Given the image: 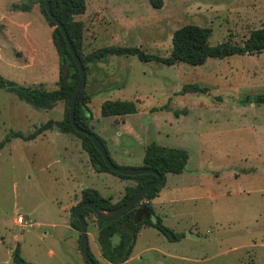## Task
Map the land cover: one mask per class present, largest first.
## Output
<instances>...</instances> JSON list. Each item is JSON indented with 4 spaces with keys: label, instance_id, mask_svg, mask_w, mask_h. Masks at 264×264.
<instances>
[{
    "label": "rangeland",
    "instance_id": "1",
    "mask_svg": "<svg viewBox=\"0 0 264 264\" xmlns=\"http://www.w3.org/2000/svg\"><path fill=\"white\" fill-rule=\"evenodd\" d=\"M85 4V13L74 18L81 24L84 55L107 46H126L167 57L173 33L186 25L209 29L211 46L241 44L251 31L264 27V0H163L161 9H153L147 0H85ZM22 20L27 33L24 28L15 33L17 21L0 24L8 33L0 44L4 57L0 76L18 85L55 90L59 58L52 42L54 27L39 3L31 4ZM107 59L86 66L84 91L92 132L101 140L117 138L120 150H131L125 168H140L150 143L189 154L188 173L166 175L168 188L160 199L175 201L163 224L175 233L198 232L200 237L166 245L176 256L190 250L205 258L196 263L171 259L164 264H264V104L254 103L264 95V51L208 59L201 66H165L135 56ZM187 85L206 92L180 95ZM108 100L134 101L137 112L104 118L100 106ZM165 105L167 110H158ZM173 111L181 114L176 117ZM65 113L64 102L49 111L39 110L0 89V142L10 131L29 134L49 120H63ZM80 145L73 134L49 133L29 142L12 139L0 148V264H14L11 253L17 245L21 257L32 264L84 263L73 250L75 238L57 212L61 206L56 201L63 206L74 192L92 188L105 198L115 196L116 203L127 182L69 170L75 153L82 151ZM82 157L88 164L84 152ZM18 216L24 225L14 224ZM88 218L93 235L96 225L92 216ZM150 231L157 233L144 228L137 251L152 242ZM88 247L95 255L92 241ZM154 259L149 254L131 264H151Z\"/></svg>",
    "mask_w": 264,
    "mask_h": 264
},
{
    "label": "trees",
    "instance_id": "2",
    "mask_svg": "<svg viewBox=\"0 0 264 264\" xmlns=\"http://www.w3.org/2000/svg\"><path fill=\"white\" fill-rule=\"evenodd\" d=\"M147 2L153 9H161L163 7V0H147ZM33 3L40 4L42 13L49 24L54 27L52 42L59 58L58 88L47 91L41 85L22 86L12 81L5 80L0 76V89H5L14 94L20 101L39 110L49 111L52 110L58 102H64L66 105L65 118L60 121L49 120L27 135L11 131L8 136L0 142V148L6 143H9L12 139L18 138L25 142L31 141L36 139L43 132L55 128L60 133L73 134L80 139L81 148L88 155L90 165L96 173H108L120 179L133 182V186L127 187L122 198L116 203H113L111 198L101 196L99 192L94 189H84L81 193L79 203L71 209L72 227L80 233L79 223L73 214L75 208L80 203H91L103 211L116 209L130 201L140 189L155 181L156 177L151 174L123 176L111 172L92 142L85 135L76 132L71 127L68 118V108L72 92L79 80L78 69L67 49L60 30L55 27V24L46 14L44 0H23L20 4H13L11 8L12 10L29 11ZM49 4L53 15L65 27L85 71L87 64L100 63L109 56H135L141 62H155L165 66H174L179 63L189 66H201L208 59L223 60L232 56L253 55L264 51V27L251 31L241 44L223 42L211 46L209 45V29L196 25H186L173 33L171 39L172 49L167 57L147 54L138 48L126 46H107L84 55L80 47L81 24L80 22H76L74 18L85 13V0H49ZM188 92L204 93L206 90L196 85H187L182 88L179 94L184 95ZM88 103V98L83 89L76 99L74 115L75 124L79 128L94 134L105 147L104 141L92 132L89 125L92 119L91 112L87 106ZM254 103L257 105L264 104V95L257 96ZM168 108V105H165L158 110H167ZM136 112L137 108L134 101L108 100L103 102L100 106V114L104 118H118L132 115ZM173 113L176 117L181 114L178 111H173ZM107 154L111 159L108 151ZM188 158L189 154L184 149L164 147L156 143H150L145 148L142 161L143 165L141 167L157 171L162 177L160 185L152 188L136 206L121 213L114 221L108 223L97 219L93 212L87 208L81 210L80 214L86 224V218L88 216L94 218L97 228L96 239L103 260L110 264H127L126 262L131 256L137 235L143 227H152L156 229L171 243L179 242L185 237V234L175 233L172 229L166 227L162 223L161 217L155 214L150 202L158 196L160 190L164 187L167 174L178 175L185 171ZM111 161L115 166L125 168L124 166L117 165L112 159ZM114 238H117V242H114ZM89 255L95 264H98V261L94 258L90 250ZM11 258L14 264H32L21 257L19 245L13 249ZM84 262L88 264L85 260Z\"/></svg>",
    "mask_w": 264,
    "mask_h": 264
},
{
    "label": "crops",
    "instance_id": "3",
    "mask_svg": "<svg viewBox=\"0 0 264 264\" xmlns=\"http://www.w3.org/2000/svg\"><path fill=\"white\" fill-rule=\"evenodd\" d=\"M22 2H23V0H3V1H0V24L8 23V25H12V23L14 21H17V24L13 25V27H15V33L16 34H18V33L21 34L22 31H23V28L25 30V33H27V31L25 29V27L27 26L26 25V21H23L22 19L25 17V15H26V13L28 11L12 10V8H11V6L13 4H20ZM7 34L8 33L5 32L3 29H0V44L5 41V37L7 36ZM12 37H14V36L12 35ZM3 58H4L3 54H2V52H0V59L2 60ZM107 58L108 57H106L102 62H105L106 60H108ZM101 70H102V74L101 75L104 77L105 70L104 69H101ZM102 83L104 84V79L101 81V84ZM102 90H104V89H101L99 91H102ZM53 121H59V120H53ZM90 127L92 129V125H90ZM14 132L22 133L21 131H14ZM48 132L50 133L51 136L53 135L54 137H57L60 134H63V133L58 132L54 128V129L47 130V131L43 132L41 134V137H44V136H46V134H49ZM22 134L23 135H27V133L26 134L22 133ZM64 135H66V134H64ZM104 138L105 139H102V140L104 141V143L108 144V148H107L106 144H105L106 145L105 147H106L111 159L115 163L116 162L119 163V164H117L119 166L120 165L121 166L126 165L125 163L127 162V160H126L127 157H132L131 156V150L130 151L129 150L128 151L127 150H120L119 147H118L119 146V139H117V138L111 137V139L110 138L108 139L107 136H104ZM15 139H18V138H15ZM31 141H33V140H31ZM109 141L113 142V146H111V143H109ZM27 142H29V141H27ZM82 151L75 153L76 155L74 156L72 163L68 165L69 166V170L70 169L71 170L74 169L75 171H79L82 176L86 175V174H89V175H91V174H94V175L95 174H100V175L104 176L105 178H111V180H118L119 182H121L123 184L125 182H127V183L124 184V190L123 191H125V189L127 187L133 186V182L130 181V180H123V179H120V178H118V177H116L114 175L108 174V173H96L93 170V168L91 167L89 161H88L89 162L88 164H85L83 162V157L82 156H83V152L84 151L83 152ZM87 157H88V155H87ZM88 160H89V158H88ZM142 161H143V159H142ZM142 165H143V163H142ZM188 172H189V170L185 169V171L183 173L178 174V175H183V174H186ZM165 182L167 183V180ZM166 183H165L164 187L160 190L158 196L150 202V205L152 206L155 214L160 216V217L162 215V217H161L162 223H164V221L168 217V214H167L168 210L167 209H169L171 204H174V201H175V199H160L161 192L165 188L166 189L168 188L167 187L168 185ZM84 189H87V188H83L78 193L74 192V194L70 196V199H68V201L63 206L61 205V202L56 201L59 204V206H61L60 208L57 207L58 208L57 212L59 213V215L61 217H63V219L65 220L64 221L65 227L69 229V231L73 234V236L75 238L74 239L73 250L75 252L77 251L78 253H80L79 245H78L79 244V232L72 227L70 218H71V209L79 203V201L81 199V193H82V191ZM90 189H92V188H90ZM106 198H111L112 202L115 203V199H116L115 196H108ZM61 211L63 212L62 214H61ZM18 217H16V219L13 221L14 224L20 225V226L24 225V222H25L24 219H23V223L22 224H17L16 220H17ZM88 219L89 218L87 217L86 218V221H87V238H88V241H92L93 248H94L95 253H96L95 255L94 254H92V255L94 256V258L95 257L101 258L99 245H98L97 239H96V237H97V228L94 231L93 235H91L90 230H94V227H93V229L90 228V223L91 222H89ZM144 228L154 229L152 227H143V228H141V230L139 231V233L137 235V238H136L135 245H134L133 251L131 253V256L129 257V259L126 262L127 264H131L134 260L142 261L149 254H154V258H155L154 260L150 261L151 264H164V263H166L167 261H169L171 259L179 260V261H181L183 263H196V262H199L200 260H203L205 258V256H203V257H201L203 259H200V257L198 256L200 254L198 252L190 251V250H185L184 252L182 251V254H180V256H176L175 254H173L171 252V249L169 247H167L169 245H166V244H171V242H169L156 229H154L157 232V233H155V235L153 234V231H150L152 233V234H150V237H151L152 242H154V243H152L150 240H148L147 244H145L144 248H142L139 251H137V243H138L139 238L141 237L142 230ZM182 234H185V237L182 240H180L179 242H176L177 244H184L186 242L194 240L193 239L194 237H196V238L200 237L198 232H189V233H182ZM187 245L185 244V246H187ZM88 249H89V247H88ZM82 259H83V257H82ZM83 261H84V259H83ZM251 263H252V261H251ZM83 264H85V262Z\"/></svg>",
    "mask_w": 264,
    "mask_h": 264
},
{
    "label": "water",
    "instance_id": "4",
    "mask_svg": "<svg viewBox=\"0 0 264 264\" xmlns=\"http://www.w3.org/2000/svg\"><path fill=\"white\" fill-rule=\"evenodd\" d=\"M44 9L46 11L47 16L51 19V21L55 24V27L58 28L64 38V41L66 43L67 49L78 69V73H79V80L72 92V96H71V100H70V104H69V108H68V118H69V123L71 125V127L78 133H81L83 135H85L94 145V147L98 150V152L100 153V155L102 156V159L105 163V165L109 168V170L111 172L117 173L119 175H123V176H137V175H142V174H151L154 175L156 177L155 181L147 184L146 186H144L142 189H140L135 195L134 197L128 201L127 203L123 204L122 206L113 209V210H109V211H103L99 208H97L96 206H94L91 203L88 202H84V203H80L74 210L73 214L74 217L77 219L78 223H79V227H80V233H79V251L80 254L82 255L83 259L88 263V264H95V262L92 260V258L89 255V249H88V238H87V224L85 222V220L82 218L81 216V210L84 208L89 209L90 211L93 212V214L97 217V219H99L102 222L108 223L111 221H114L117 217H119L121 215V213L129 210L130 208L136 206L138 203H140V201L145 197V195L154 187L160 185L161 181H162V177L161 175L155 171L152 170L150 168H144V167H140V168H119L117 166H115L111 159L109 158L107 151L104 147V145L102 144V142L92 133L85 131L81 128H79L76 124H75V119H74V115H75V105H76V99L79 95V93L84 89L85 84H86V76H85V70L84 67L72 45V42L68 36V33L65 29V27L61 24V22H59L57 20V18L53 15L51 8H50V4H49V0H44Z\"/></svg>",
    "mask_w": 264,
    "mask_h": 264
},
{
    "label": "built area",
    "instance_id": "5",
    "mask_svg": "<svg viewBox=\"0 0 264 264\" xmlns=\"http://www.w3.org/2000/svg\"><path fill=\"white\" fill-rule=\"evenodd\" d=\"M16 222H17V224H22L23 223V218L22 217H18Z\"/></svg>",
    "mask_w": 264,
    "mask_h": 264
}]
</instances>
